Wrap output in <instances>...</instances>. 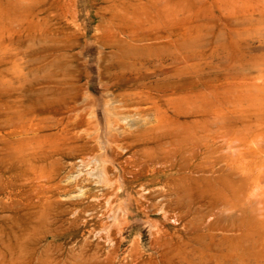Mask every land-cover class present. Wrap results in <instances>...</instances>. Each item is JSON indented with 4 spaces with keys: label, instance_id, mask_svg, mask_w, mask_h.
I'll return each mask as SVG.
<instances>
[{
    "label": "rangeland",
    "instance_id": "obj_1",
    "mask_svg": "<svg viewBox=\"0 0 264 264\" xmlns=\"http://www.w3.org/2000/svg\"><path fill=\"white\" fill-rule=\"evenodd\" d=\"M0 264H264V0H0Z\"/></svg>",
    "mask_w": 264,
    "mask_h": 264
}]
</instances>
